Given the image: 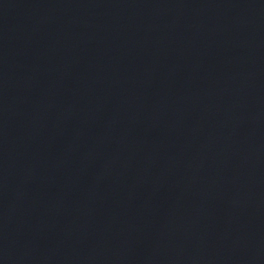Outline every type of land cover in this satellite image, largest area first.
Listing matches in <instances>:
<instances>
[{"label":"water","instance_id":"1","mask_svg":"<svg viewBox=\"0 0 264 264\" xmlns=\"http://www.w3.org/2000/svg\"><path fill=\"white\" fill-rule=\"evenodd\" d=\"M129 264H264V145L209 186Z\"/></svg>","mask_w":264,"mask_h":264}]
</instances>
